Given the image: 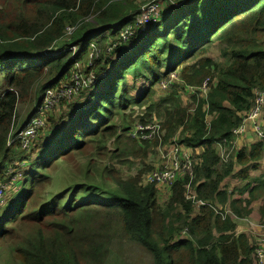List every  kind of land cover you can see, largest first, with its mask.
I'll return each instance as SVG.
<instances>
[{
    "label": "trees",
    "instance_id": "trees-1",
    "mask_svg": "<svg viewBox=\"0 0 264 264\" xmlns=\"http://www.w3.org/2000/svg\"><path fill=\"white\" fill-rule=\"evenodd\" d=\"M182 2L163 6L158 20L127 41L120 30L135 22L137 0H16L12 10L0 8V178L14 169L20 174L14 186L22 184L0 207V246L7 264H105L118 241L140 244L152 264H257L249 236L236 232L232 216L216 212L227 210L229 194L222 183L234 169L232 158L223 160L217 145L231 142L253 106L255 90H264V0ZM67 27H75L71 35ZM92 43V65H83L95 82L80 99L60 104V118L51 117L33 143L35 157L21 158L27 150L20 140L11 146L9 135L26 127L42 98L25 120L17 119L18 103L34 88L44 94L67 80L75 59L83 61ZM214 46H221L224 62L208 56ZM162 66L163 76L176 73L184 86H200L206 79L210 86L206 97H192L194 108L174 93L164 100L170 104L160 115L165 139L180 133L185 146L204 149L192 169L168 186L164 203L155 183L112 176L108 164L96 171L115 182L106 190L104 182L93 179L92 167V160L112 154L111 140L121 145L116 116L153 99L147 89L130 103L137 81L161 80ZM124 126V131L132 127ZM128 137L134 155L146 154L153 142ZM259 155L254 152L252 158ZM20 161L28 163L25 172ZM239 161L248 162L246 151ZM63 175L69 180L54 188V178ZM249 204L234 200L229 210L245 217Z\"/></svg>",
    "mask_w": 264,
    "mask_h": 264
},
{
    "label": "rangeland",
    "instance_id": "rangeland-1",
    "mask_svg": "<svg viewBox=\"0 0 264 264\" xmlns=\"http://www.w3.org/2000/svg\"><path fill=\"white\" fill-rule=\"evenodd\" d=\"M135 1V0H134ZM139 6H141L143 3H145L147 0H137ZM16 0H0V8L12 10L16 6L14 5ZM182 2L179 1L176 7H180ZM137 14H135V17ZM93 20V19H92ZM111 29H108L107 31L99 32L98 35L95 34L96 37H103L107 35L110 32ZM99 39V38H98ZM97 39V40H98ZM93 48L90 46V50L88 51V55H85L84 60L82 63L84 65L88 64V56L91 57ZM87 56V57H86ZM217 62H224L226 58L221 55V46H214L210 52L209 55ZM82 65V69L84 70L86 66ZM183 65L179 66L177 68V71H180ZM161 77L166 73V68L162 66L160 68ZM163 74V75H162ZM148 76H152L151 72L148 73ZM170 77L163 76L161 80H146V79H140L137 81V89L131 93V100L130 103H134L137 101V99H140V97L143 95L145 90L150 89L153 93V99L148 102V104L144 106H131L127 110H125L120 115L116 116L117 125H121L120 129V136H122L121 145L118 147L117 143H115L116 139L111 140V143L109 145V149L111 150L112 154L108 156L105 159L99 160H92V167H93V179H97L98 182H104L105 184L102 186L104 189H110L115 187V182L110 179L108 182L103 178L100 174H96V171L98 170V166H105L109 165L110 167L108 169H111V175L112 176H119L122 180H128L130 178H137L138 176L141 177L142 183L145 182V176L149 174L151 171L159 169L163 166V155L167 151L171 149V146L174 145L172 142V139L174 137L177 138L178 142L181 144V137L180 133L177 135L165 139V136L162 140L154 139L152 142V145L148 147L146 154H140V155H134L131 152V146L132 141L129 139V131L133 128H135L139 124H149L154 121H162L163 117L160 116L164 114L165 108L169 106V103H164L165 98H167L171 94H176L177 97H180L184 106L188 108H194V101L191 99L189 100V96L182 92L183 88H185V81L180 77V75H176V78L173 79V84L170 86L168 90L162 89L163 84L167 83L170 80ZM129 84L132 86L134 84V80L130 77L129 78ZM86 89V88H84ZM43 92L38 93L37 88H34V90L31 93V96L28 98H25L23 101H20L18 103L16 116L19 120H25L29 118L30 113L33 111V108L35 106L36 101L40 102L41 98H43ZM80 99L81 95H78ZM64 107L55 108L50 113L51 117H57L60 118ZM211 119L212 116H209ZM51 122V119H50ZM261 122L264 124V114L261 119ZM122 125H129L132 126L129 130H125V126L122 127ZM14 129V124L12 125L11 131ZM40 137V132L37 135V137L34 139L33 143L35 144L36 141ZM131 137V136H130ZM13 134L9 135L10 145L13 146L17 142V140H12ZM134 139V138H133ZM132 139V140H133ZM137 140V139H136ZM157 140V141H155ZM138 143H142L143 141L137 140ZM33 143L29 147H23L26 149V156L21 158H27L33 159L35 157V151L32 149ZM185 146V145H184ZM139 145L135 146V151L138 152ZM91 150L87 151L85 154L87 155ZM196 156V155H194ZM82 158L85 156L82 155ZM97 161V162H96ZM28 163L27 161H20L18 163V166L22 168V171L27 169ZM15 172L14 169H10L7 173L6 178L10 177ZM20 178V174H19ZM107 178H109L107 176ZM69 180L68 175H63L61 177L54 178L53 187L59 188L62 185L65 184L66 181ZM78 180H80L78 178ZM84 181V179H82ZM21 185L18 184V186H13L10 188L11 190L7 191L6 197H5V204H7L12 198L15 197V194L19 187ZM157 188L159 190V201L161 203H164L168 199V191L167 186L157 185ZM264 225V224H262ZM261 225V226H262ZM260 226V231H261ZM261 234V233H260ZM260 234L257 235V237H260ZM0 264H7L6 263V256H5V247L0 246ZM105 264H152V255L148 253L140 244L137 243H128L121 241L115 242L113 249L111 250L110 255L108 256V259L106 260ZM264 264V263H263Z\"/></svg>",
    "mask_w": 264,
    "mask_h": 264
},
{
    "label": "built area",
    "instance_id": "built-area-1",
    "mask_svg": "<svg viewBox=\"0 0 264 264\" xmlns=\"http://www.w3.org/2000/svg\"><path fill=\"white\" fill-rule=\"evenodd\" d=\"M180 0H147L143 3L134 23L125 24L120 30V38L122 41L129 40L132 36L136 35L139 31L144 30L152 21H156L160 18L163 6L174 4L177 5ZM75 27H67V34L71 35ZM93 51L91 57L88 60L89 65H92L91 58L93 57L96 46L91 44ZM73 52L77 51V46L70 48ZM75 56V54H74ZM82 61L75 59L71 69V73L67 80H62L55 88H48L42 98L41 105L37 109L34 115L31 116L25 128L21 132L13 134V141L20 140L24 147H29L39 132L45 129L50 123V113L64 101H70L75 96L79 95L84 88H89L95 82L94 74H86L82 69ZM170 80L163 84L164 90H168L173 84V79L176 78V73H172ZM210 90L209 80L206 79L200 86H185L184 93L189 96V100H192L193 96L206 97ZM255 98L251 110L245 114L241 124L233 131V139L245 132L249 125H253L256 135L264 138V128L261 119L264 114V90H255ZM193 101V100H192ZM162 121H154L149 124H139L135 128L129 131V135L139 141L149 140H162L166 134V130L162 126ZM233 139L228 144L227 140L219 143L221 149H225L232 145ZM169 151L163 155V166L159 169L151 171L145 176L143 183H155L156 185L170 186L178 177L192 169L194 162V155L189 147L184 146L183 143H179L177 138L174 137ZM10 144V140H9ZM20 180L19 173H13L11 178H0V207L5 204V197L7 191L11 190L14 186V182ZM188 188L191 189L190 184ZM190 199H195L193 194L188 196ZM199 205L206 204L205 202H198ZM217 213L222 214L223 218L231 215L229 210L220 212L216 209ZM256 250L254 258L257 264L264 263V225L261 226V236L256 242Z\"/></svg>",
    "mask_w": 264,
    "mask_h": 264
},
{
    "label": "crops",
    "instance_id": "crops-1",
    "mask_svg": "<svg viewBox=\"0 0 264 264\" xmlns=\"http://www.w3.org/2000/svg\"><path fill=\"white\" fill-rule=\"evenodd\" d=\"M217 149L223 160L232 158L234 165L233 172L222 183V189L229 194L225 208L229 210L234 200L250 201V214L245 217H236L229 211L236 223V232L247 234L250 242L256 244L260 238L257 237L261 233L260 226L264 224V138L256 135L253 125H249L245 132L233 139L230 147L223 150L217 145ZM190 150L193 155L204 151L203 147ZM241 151H246L248 162L239 161ZM259 151L260 155L256 159L252 158V154ZM167 191L169 194L168 188Z\"/></svg>",
    "mask_w": 264,
    "mask_h": 264
}]
</instances>
